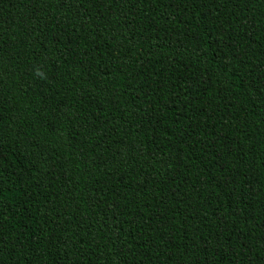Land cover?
Listing matches in <instances>:
<instances>
[{"label":"trees","instance_id":"16d2710c","mask_svg":"<svg viewBox=\"0 0 264 264\" xmlns=\"http://www.w3.org/2000/svg\"><path fill=\"white\" fill-rule=\"evenodd\" d=\"M0 264H264V0H0Z\"/></svg>","mask_w":264,"mask_h":264}]
</instances>
